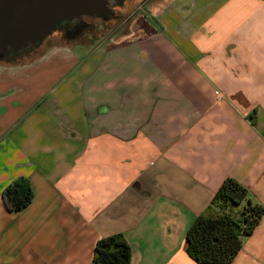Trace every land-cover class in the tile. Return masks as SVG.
Masks as SVG:
<instances>
[{"label": "crops", "instance_id": "0c3cea01", "mask_svg": "<svg viewBox=\"0 0 264 264\" xmlns=\"http://www.w3.org/2000/svg\"><path fill=\"white\" fill-rule=\"evenodd\" d=\"M150 1L136 37L0 64V264H94L115 234L131 264H197L225 179L264 207V0ZM232 264H264V216Z\"/></svg>", "mask_w": 264, "mask_h": 264}, {"label": "trees", "instance_id": "16d2710c", "mask_svg": "<svg viewBox=\"0 0 264 264\" xmlns=\"http://www.w3.org/2000/svg\"><path fill=\"white\" fill-rule=\"evenodd\" d=\"M85 28L86 23L77 20L74 28L65 31V41L81 38ZM33 198L25 178L13 181L2 193L3 203L12 213L26 209ZM263 216L264 207L243 184L225 179L186 234L188 256L197 264H232L243 240L253 234ZM131 260L132 250L122 234L103 238L95 246L94 264H131Z\"/></svg>", "mask_w": 264, "mask_h": 264}, {"label": "water", "instance_id": "95a60500", "mask_svg": "<svg viewBox=\"0 0 264 264\" xmlns=\"http://www.w3.org/2000/svg\"><path fill=\"white\" fill-rule=\"evenodd\" d=\"M125 0H0V54L40 44L59 25L100 17Z\"/></svg>", "mask_w": 264, "mask_h": 264}, {"label": "rangeland", "instance_id": "374dc122", "mask_svg": "<svg viewBox=\"0 0 264 264\" xmlns=\"http://www.w3.org/2000/svg\"><path fill=\"white\" fill-rule=\"evenodd\" d=\"M150 0H125L122 3H114L109 6V13L100 17H83V22L86 23V28L81 38H76L73 41H65V31H69L76 25V21L71 23H63L57 26L48 37L40 44L31 46L18 54L12 52L6 54H0V64L5 63H19L27 61L39 55L44 49L52 44H68L70 46L83 45L87 48H92L103 44L108 37L117 36L118 41L127 40L132 37H136L139 33H145L142 31L134 30L132 24L137 22L143 25L141 21L144 14H141V8H144V13L149 17L150 15ZM137 21V22H136ZM135 28H138L135 25ZM128 35V36H126ZM77 47V46H76ZM85 51H88L86 49Z\"/></svg>", "mask_w": 264, "mask_h": 264}]
</instances>
